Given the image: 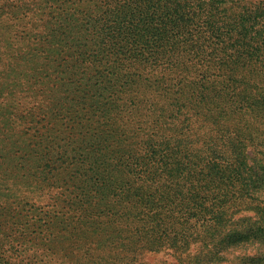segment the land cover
Instances as JSON below:
<instances>
[{"label": "trees", "instance_id": "16d2710c", "mask_svg": "<svg viewBox=\"0 0 264 264\" xmlns=\"http://www.w3.org/2000/svg\"><path fill=\"white\" fill-rule=\"evenodd\" d=\"M14 1L0 264H78L103 220L97 246L120 264L191 245L200 262L264 264V0Z\"/></svg>", "mask_w": 264, "mask_h": 264}, {"label": "rangeland", "instance_id": "374dc122", "mask_svg": "<svg viewBox=\"0 0 264 264\" xmlns=\"http://www.w3.org/2000/svg\"><path fill=\"white\" fill-rule=\"evenodd\" d=\"M37 0H35L36 2ZM240 1L245 7H251V9L260 1L263 0H238ZM16 2L14 0H12V5H14ZM32 23V22H31ZM43 27L46 30V27L49 26V22H48V17L45 16L43 19ZM40 25V24H39ZM34 26V25H32ZM31 24L29 26V28H32ZM26 27H23L22 25L19 26V29L16 28V32L17 35H21L22 33L24 34V31H22L23 29H25ZM39 28L41 29V25L39 26ZM25 35V34H24ZM145 108L141 107L140 108V113H141V117L137 119L136 123L137 126H139L138 120H142L143 123V127L145 128V117H144V110ZM147 124H151V119L148 120L147 118ZM154 131H158L159 128L157 127L156 129H153ZM142 135V134H141ZM144 136V134H143ZM251 213V212H247ZM246 214V213H244ZM239 216V215H238ZM236 216V218L238 217ZM109 224L110 226L106 225ZM95 227H99V226H107L108 228L105 230V233H103L102 235H100L99 237L95 238V239H90L88 237L85 238L84 240V245H83V251L80 253L81 255V261L78 264H120L118 260L113 259V255L115 253V249L113 248V243H106V251L104 250H100L97 246L96 241L98 239H105L109 236V231H112V227L115 226V222L113 221L112 223H109L107 221L103 220V223L100 222L98 224H94ZM120 226V225H119ZM90 225H88L86 228L90 229ZM124 229L123 234L121 235V238L118 239H122L125 238V241H127L130 237H135V232L137 233V229L135 225H123L122 226ZM88 231V230H87ZM114 240V239H112ZM195 251H196V245H191L189 247V249L184 252V253H179L178 251L176 252L174 250V248H169L167 246L161 247L159 249L156 250H148V249H143L139 251V255H137L136 260L132 263V264H234L233 261H229V262H222V263H204L203 261H199L197 258H195ZM105 257L109 258V261H106L105 263H103V260ZM67 264H73L71 261H69Z\"/></svg>", "mask_w": 264, "mask_h": 264}]
</instances>
